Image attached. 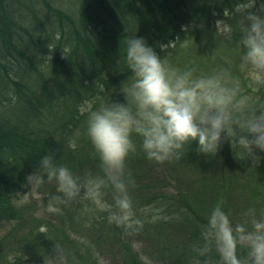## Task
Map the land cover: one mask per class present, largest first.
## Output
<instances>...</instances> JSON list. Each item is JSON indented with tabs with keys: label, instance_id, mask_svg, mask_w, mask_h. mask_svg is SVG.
Here are the masks:
<instances>
[{
	"label": "trees",
	"instance_id": "obj_1",
	"mask_svg": "<svg viewBox=\"0 0 264 264\" xmlns=\"http://www.w3.org/2000/svg\"><path fill=\"white\" fill-rule=\"evenodd\" d=\"M262 2L257 0V9ZM236 3L237 0H84L79 21H72V50L64 56L58 51L51 59V67L56 64L67 69L63 73L51 71V89L46 80L25 85L6 72L9 84L2 77L4 87L11 86L10 95L16 89L20 95L7 98L0 88V225L10 220H15L16 225L0 238V264H51L57 254L56 245L65 264H104V247L96 248L104 243L114 258L115 251L120 253L121 264H146L143 252L157 258L160 264H189L191 245L200 241L201 225L221 198L233 224L250 221L251 217L244 215L249 209H255L257 217L264 212V153L256 150L261 159L253 167L252 159L244 160V154L238 149L235 152L228 140L213 155V181L204 188L202 185L192 197H186L188 192L179 189L177 183L185 178L173 169L176 165L161 163L158 170L148 163L147 174L127 166L135 181L130 193L134 194L137 214L154 204L166 206L168 212L176 215L154 223L143 219L138 229L125 232L109 224L106 213L83 211L87 202L56 205V218L27 214L17 202L19 193L28 188L27 176L38 170L40 158L50 151L74 174L100 173L98 156L86 135V117L80 115L75 102L95 98L98 102L111 99L126 103L120 88L131 72L120 60L131 35L143 38L161 57L166 53L160 45L176 41L177 37L181 42L186 39V47L177 45L174 50L173 63L195 67L203 73L227 69L241 80L245 92L257 103H264V86H249L238 70L242 52L238 47L239 17L229 21L233 26L230 41L216 36V20L226 19L224 9H231ZM0 6L2 9V0ZM59 15L67 16L62 11ZM182 26H187V31ZM12 33L16 35L14 30ZM33 67L38 71L35 64ZM19 105L26 110L24 116L16 115V109L7 113L8 106ZM12 116L17 121H12ZM71 141H75V149L68 146ZM194 143L186 145L192 148L189 151L198 149ZM130 161L132 156L127 160ZM258 172L262 174L254 179V185L239 194ZM166 176L173 182L169 185L173 189L164 187L170 181ZM241 182L245 187L235 192V185ZM40 189L51 198L57 195L55 182H46ZM171 225H176L182 235L180 241L169 244L167 228ZM41 227L45 233H40ZM83 235L87 239H82ZM136 237L147 244L143 252L133 241ZM212 256L218 259L214 252Z\"/></svg>",
	"mask_w": 264,
	"mask_h": 264
},
{
	"label": "clouds",
	"instance_id": "obj_2",
	"mask_svg": "<svg viewBox=\"0 0 264 264\" xmlns=\"http://www.w3.org/2000/svg\"><path fill=\"white\" fill-rule=\"evenodd\" d=\"M259 13H264V2L257 9V0H237L233 8L224 9L226 19L215 22L216 36L230 41L229 21L239 17L238 70L249 86H264V15ZM182 27L187 31V26ZM181 41L177 37L160 45L166 53L161 57L143 38H127L120 60L131 72L120 88L126 103L92 98L78 106L86 117V135L98 156L100 173L74 174L50 151L26 178L32 192L55 182L57 195L48 201L49 212L57 210L55 205L81 201L87 202L83 211L106 213L107 222L125 232L142 227L144 221L130 193L135 181L127 169L129 156L137 153L134 137L147 159L156 163L180 159L185 146L194 142L198 152L216 155L228 140L235 152L240 150L252 159L253 167L258 166L261 157L256 150L264 153V103L245 92L241 80L227 69L203 73L173 63L177 45L187 46L186 39ZM47 46L55 50L53 43ZM68 146L75 149V141ZM109 192L111 202L105 198ZM223 205L221 198L201 225L189 264H264V212L257 217L256 210L249 209L244 215L250 221L233 224ZM56 250L59 255L57 245ZM213 252L218 259H213Z\"/></svg>",
	"mask_w": 264,
	"mask_h": 264
},
{
	"label": "rangeland",
	"instance_id": "obj_3",
	"mask_svg": "<svg viewBox=\"0 0 264 264\" xmlns=\"http://www.w3.org/2000/svg\"><path fill=\"white\" fill-rule=\"evenodd\" d=\"M84 0H2V9L0 6V88L4 90V96L9 98L14 96L18 98L20 92L16 89L9 94L11 86L4 84L1 80L4 79L5 83L9 84V80L6 77V72L9 77L14 78L25 85L39 84L42 80H46L48 84L53 83L51 71L53 73H63L67 69L64 66L58 67L53 64L51 67V59H47L49 55L53 57L56 52L60 51L64 56L66 51L72 50V44L74 43L75 36L73 35V24L79 21L80 13L82 12V3ZM81 10V12H80ZM66 13V17H61L59 12ZM16 31V35L12 31ZM60 45L58 47V42ZM53 43L55 50H50L48 44ZM17 48V49H16ZM61 57V56H59ZM35 64L38 67V71L33 67ZM75 103L79 106L82 100H77ZM16 109V115H25L26 110L24 107L8 106L7 113ZM6 112V108L4 110ZM10 114V113H9ZM22 116V117H23ZM33 117V115H32ZM51 119V116H50ZM12 121H17V118L12 116ZM137 146L140 144L138 137H134ZM196 144V143H194ZM198 146V145H197ZM198 148V147H197ZM185 146L184 155L180 159H173L171 161L164 162L166 165H176L175 168L181 176H184V182H178L179 189H183V193L188 192L187 196H194L197 191L210 184L213 181L215 175L213 171V155H206L197 151V149ZM194 152V155H189ZM132 161L127 162V166L140 169V173L147 174V164L152 163L155 168L159 170L161 163L151 162L147 159L142 150L137 147V153L130 155ZM244 160L248 159L246 155L243 156ZM167 167V166H166ZM244 166L242 165V168ZM162 172V171H161ZM163 173V172H162ZM256 174L250 181L251 184L244 183L235 185V192L243 194L249 186L254 185V179L259 175ZM167 177V176H166ZM167 179L170 180L169 177ZM175 183L176 181L173 180ZM173 182L170 180L165 183L164 187L169 188ZM135 188V185L134 187ZM181 193V191L179 190ZM178 194V193H177ZM182 195V194H181ZM134 196V194H133ZM172 194L171 197H173ZM108 202H111V196L105 197ZM51 196L49 194L44 195L42 190L39 189L36 192L30 191L29 187L19 193L17 202L19 207L27 214H33L36 216L53 217L56 218L58 208L55 212H49L47 210V204ZM16 202V203H17ZM91 207V205H89ZM97 215L102 212L92 211ZM141 219L148 222H156L160 218L174 217L173 212H168L166 206L150 204L145 206L140 213L137 214ZM181 221L180 217L178 218ZM176 219V220H178ZM16 225L15 220L4 221L0 225V238L4 237L11 231ZM167 238L169 244L174 240H181L182 232L176 225H171L167 228ZM82 239H87L85 235ZM137 247L143 252L145 241L134 238ZM108 244L104 243L102 246H96L97 249L104 247L105 255L102 260L104 264H121L122 259L120 253L115 251L116 257L114 258L108 251ZM99 255L100 252L97 251ZM143 259L146 264H160L157 258L143 252ZM65 258L57 255L52 258L51 264H65Z\"/></svg>",
	"mask_w": 264,
	"mask_h": 264
}]
</instances>
